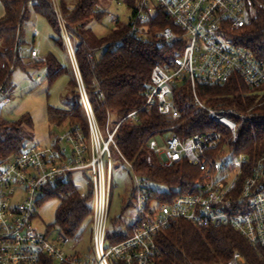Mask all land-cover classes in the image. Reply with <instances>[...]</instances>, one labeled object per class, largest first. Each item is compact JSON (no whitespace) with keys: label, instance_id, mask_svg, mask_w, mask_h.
<instances>
[{"label":"built area","instance_id":"obj_1","mask_svg":"<svg viewBox=\"0 0 264 264\" xmlns=\"http://www.w3.org/2000/svg\"><path fill=\"white\" fill-rule=\"evenodd\" d=\"M126 1L112 0L117 4ZM53 5L67 46L72 49L60 1L53 0ZM263 10L264 0H137L131 34L147 28L159 11L173 20L180 32L176 35L167 28L157 34L161 40L159 48L180 46L175 49L170 63L153 69L151 86L140 111L157 110L161 116L180 119L182 113L176 103L174 87L188 81L195 104L218 128L215 132L186 139L172 134L164 149L155 152L165 166L187 162L198 169L199 178L187 193L168 201L154 197L156 190L150 182L135 178V222L125 228L122 241L110 243L112 150L125 161L115 142L122 122L113 131L109 124L105 131L99 127L80 79L89 134L86 135L80 125L68 126L67 131L53 137L49 145L26 146L21 154L0 165V264H42L44 257L55 264H112L115 261L155 264L160 255L158 236L180 220L203 230L229 227L250 244L259 246L264 257V151L250 165L246 154L237 153L224 144L226 133L229 141H236L240 124L257 123V115L253 110L239 113L222 106L208 107L197 95L199 86L225 85L234 77L254 92L264 88V60L239 47L230 36L250 26ZM34 34L36 36L37 32ZM21 48L18 44L14 55L20 53ZM31 55L39 59L37 50L33 49ZM9 102L6 90L0 88V109ZM137 115L138 112H134L128 119L134 121ZM81 171L89 173V188L93 192V257L85 258L77 252L82 236L68 240L57 230L53 240L52 232L41 233L34 226L46 191L72 182L70 175ZM128 233L130 236L126 237ZM69 241L75 243L72 255L61 248ZM240 260L241 255L235 254L230 264H239Z\"/></svg>","mask_w":264,"mask_h":264},{"label":"trees","instance_id":"obj_2","mask_svg":"<svg viewBox=\"0 0 264 264\" xmlns=\"http://www.w3.org/2000/svg\"><path fill=\"white\" fill-rule=\"evenodd\" d=\"M103 0H78L69 4L60 0V10L65 29L75 54L77 73L85 87L99 127L105 131L114 122V129L122 122L116 135V145L130 164L135 178L150 182L155 188L154 197L161 201L172 200L187 193L199 178V171L187 162L162 165L151 141L161 138L166 143L169 136L176 134L182 139L197 134L215 132L218 128L207 114L196 104L188 81L174 87L176 103L182 113L180 119L161 116L157 110L140 111L145 94L151 86L152 71L156 66H165L175 57L180 45L159 48L160 34L167 28L179 35L173 20L159 11L155 18L131 34L132 18L136 13L137 0H127L132 11L130 23L116 27L110 33L98 38L91 25L105 16L98 6ZM4 16L0 19V88L10 87L12 70L18 66L43 67L47 71L50 85L67 76L68 107L63 110L50 109L49 121L59 126L80 125L89 134V125L80 93V82L73 67L67 68L53 55L24 66L14 51L21 42V27L26 13L32 10L44 18L55 33L54 44L67 51L66 38L61 21L54 9L53 0H2ZM32 5L30 6V4ZM146 36V40L144 37ZM241 48L251 51L257 59L264 60V10L248 27L230 35ZM33 51V50H32ZM264 88L258 92L249 89L239 78H233L225 85H204L197 90L198 99L208 107L222 106L239 113L250 110L257 115V123L240 124L238 138L229 141L228 147L249 157L254 164L264 151ZM138 112L136 120L128 116ZM113 129V130H114ZM112 130V131H113ZM23 122H6L0 119V165L25 149ZM127 164V165H128ZM58 199L55 226L68 240L83 236L91 231L93 192L88 188L85 196L73 182L58 184L46 191L45 199ZM134 199V197H133ZM39 206V207H40ZM126 208L124 204L123 210ZM130 236V233L126 237ZM121 234L109 242L122 241ZM160 251L155 264H230L235 254L241 255L239 264H264L263 250L229 227L197 229L185 221H175L170 229L157 238ZM42 264H55L43 258ZM112 264H124L118 261Z\"/></svg>","mask_w":264,"mask_h":264},{"label":"rangeland","instance_id":"obj_3","mask_svg":"<svg viewBox=\"0 0 264 264\" xmlns=\"http://www.w3.org/2000/svg\"><path fill=\"white\" fill-rule=\"evenodd\" d=\"M60 1V0H59ZM69 4H74L78 0H66ZM105 13L100 22H93L91 29L98 38L107 36L116 27L115 22L119 21L120 26L128 25L132 16V11L126 4H117L112 0H103L97 8ZM5 12L2 0H0V19ZM35 32L37 35L35 36ZM55 33L49 23L42 17L37 16L32 10L26 13L21 27L22 48L18 56L24 66L32 65L43 60L49 54H53L67 68L73 67L77 74V65L73 58V48L67 46V51L63 52L54 42ZM39 52V59L32 58V50ZM41 78V82H38ZM68 82L67 76L59 78L50 85L47 71L43 67H27L23 69L18 66L12 70L10 87L7 95L10 102L0 109V119L6 122H23L25 129V145H38L45 147L50 144L55 136L63 135L68 125L59 126L49 121L50 109L63 110L68 107ZM115 127L114 122L111 130ZM151 146L157 150L164 149L165 143L161 138L151 141ZM113 163V190L111 198L108 234L114 240L125 232L126 227H130L135 222L136 209L134 204L135 184L130 167L120 155L112 150ZM70 180L75 183L81 192L86 193L91 183V178L87 171H81L70 175ZM124 204L126 208H124ZM59 206L58 199H49L39 207L38 215L34 220L35 228L41 232H52L53 240L57 237V227L55 226V214ZM75 243L69 241L61 246L67 254L72 255V246ZM77 252L83 258L93 257V243L91 231H86L82 236Z\"/></svg>","mask_w":264,"mask_h":264}]
</instances>
